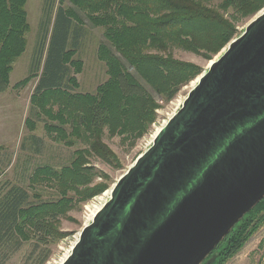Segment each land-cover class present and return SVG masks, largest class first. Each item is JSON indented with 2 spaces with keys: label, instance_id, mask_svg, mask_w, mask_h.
I'll return each mask as SVG.
<instances>
[{
  "label": "trees",
  "instance_id": "trees-1",
  "mask_svg": "<svg viewBox=\"0 0 264 264\" xmlns=\"http://www.w3.org/2000/svg\"><path fill=\"white\" fill-rule=\"evenodd\" d=\"M69 2L86 11L94 26L104 29L110 46L100 45L98 59L106 66L108 80L95 94L71 93L77 86V76L84 63L78 61L77 67L71 61L77 49H69L68 44L70 36L75 37V43L79 41L83 22L73 8L60 5L57 8V30L52 34L49 49L45 51L43 45L38 63L32 69L35 73L43 66L34 90L33 110L35 107L45 109L44 114L51 120H59L62 125L70 124L72 128L81 127L89 149L79 151L72 167L64 169L61 174L49 170L38 172V178L48 174L55 185L62 188L63 198L59 202L31 205L29 192L19 186L0 192V264H6L31 241L32 233L53 234L54 240L64 236L45 219L54 220L69 208L71 200L65 197L67 191L74 190L84 201L106 191L108 186L101 185L79 191L81 186L90 183L89 178L84 180L82 173L94 168L89 166L91 161L86 156L112 164L116 154L104 143L106 135L122 138L123 144L128 143L133 148L150 133L160 110L150 89L170 103L183 87L203 73L200 66L175 59L173 50L192 52L210 61L236 38V21L252 18L264 9V0H222L216 7L211 0ZM27 3L28 0H0V93L8 89L13 65L27 47L30 31ZM57 99H67L68 102L58 103L60 110L53 115L49 100L56 104ZM46 106L51 110L47 111ZM75 131L79 135L78 130ZM46 181L52 183L49 179ZM254 212L264 214V200L212 253V264H227L244 248L263 224L264 215L260 222H255ZM37 242L24 264L47 262L50 251L47 247L40 249L44 243Z\"/></svg>",
  "mask_w": 264,
  "mask_h": 264
},
{
  "label": "water",
  "instance_id": "water-1",
  "mask_svg": "<svg viewBox=\"0 0 264 264\" xmlns=\"http://www.w3.org/2000/svg\"><path fill=\"white\" fill-rule=\"evenodd\" d=\"M195 81L65 264H212L264 200V9Z\"/></svg>",
  "mask_w": 264,
  "mask_h": 264
},
{
  "label": "rangeland",
  "instance_id": "rangeland-1",
  "mask_svg": "<svg viewBox=\"0 0 264 264\" xmlns=\"http://www.w3.org/2000/svg\"><path fill=\"white\" fill-rule=\"evenodd\" d=\"M221 2L222 0H211V4L215 7ZM62 4L65 8H73L83 22L79 41L75 43V37L70 36L68 44L69 49H77L76 56L71 61L75 62L77 67L79 66L78 61L84 63L82 71L77 76V86L71 93L95 94L98 88L108 80L106 66L98 59L100 45L110 46L104 36V29L94 26L87 17V12L74 6L69 0H28L27 13L30 31L27 35V47L13 65L8 89L0 93V192L13 186L24 188L29 192L31 205L41 206L43 203L59 202L63 198L62 188L55 185L53 178H50L48 174H43L38 178V172L49 170L61 174L64 169L72 167L74 160L79 157L77 154L79 151L84 152L89 149V145L82 137L81 127L72 128L70 124L62 125L59 120H51L46 116L45 109L40 110L35 107L34 111L32 105L34 90L43 66L35 73L32 69L38 63L43 45L45 51L49 49L52 34L55 29L57 30V8ZM256 16L236 21L238 33L236 37L244 32L246 26ZM75 25L76 23L73 28ZM173 51L175 59L200 66L203 72L208 69L209 63L221 53L209 61L204 56L192 52L181 49ZM130 71L135 73L131 67ZM142 83L145 84L144 81ZM195 83L194 80L183 87L170 103L163 101L162 97L150 89L160 105L157 121L153 124L150 133L140 139L133 148H130L128 143L123 144L122 138H110L106 135L103 138L104 143L116 154V160L112 164L96 157L86 156L91 161L89 166L94 168L93 171L82 173L84 180L89 178L90 183L81 186L79 191H85L87 188H94L98 185L108 186L106 191L87 201L79 197L74 190L67 191L65 197L71 200L69 208L64 214L57 215L54 220L45 219L64 236L59 240H54L53 234L32 233L29 238L31 241L23 245L21 250L6 264H24L37 241L44 243L41 244L40 249L47 247L50 251L45 264H65L77 246L83 228L91 223L92 213L110 199V191L115 183L152 145L157 132L181 108ZM49 101L52 104L53 115L59 112V104L68 102L67 99H57L56 104ZM49 107L46 106L47 111L51 110ZM86 141L89 142V139L86 138ZM46 179L52 183L47 182ZM65 187L68 188V184ZM227 264H264V224Z\"/></svg>",
  "mask_w": 264,
  "mask_h": 264
},
{
  "label": "flooded vegetation",
  "instance_id": "flooded-vegetation-1",
  "mask_svg": "<svg viewBox=\"0 0 264 264\" xmlns=\"http://www.w3.org/2000/svg\"><path fill=\"white\" fill-rule=\"evenodd\" d=\"M255 209H256V208H255ZM255 209H254V210H255ZM254 210H253V211H254ZM253 211H251V212H253ZM254 213H255V214H254L255 222H260V221L262 220V218H263V215H264L263 212L260 213V214H259V212H254ZM262 222H263V224H264V219H263ZM263 224H262V225H263ZM262 225L258 227L257 231L262 227ZM257 231H256V232H257ZM256 232H255V233H256ZM255 233H254V234H255ZM252 237H253V236H252ZM252 237H251V238H252ZM247 243H248V242H247ZM244 247H245V246H244Z\"/></svg>",
  "mask_w": 264,
  "mask_h": 264
},
{
  "label": "bare ground",
  "instance_id": "bare-ground-1",
  "mask_svg": "<svg viewBox=\"0 0 264 264\" xmlns=\"http://www.w3.org/2000/svg\"><path fill=\"white\" fill-rule=\"evenodd\" d=\"M100 208L97 207V209L92 213V216H94L96 214V212L99 210ZM92 219V218H91Z\"/></svg>",
  "mask_w": 264,
  "mask_h": 264
}]
</instances>
